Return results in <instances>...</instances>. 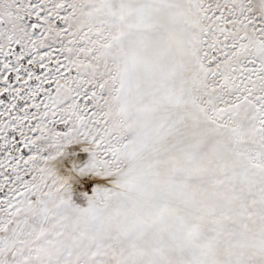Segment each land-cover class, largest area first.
Returning <instances> with one entry per match:
<instances>
[{
    "label": "rangeland",
    "instance_id": "obj_1",
    "mask_svg": "<svg viewBox=\"0 0 264 264\" xmlns=\"http://www.w3.org/2000/svg\"><path fill=\"white\" fill-rule=\"evenodd\" d=\"M0 264H264V0H0Z\"/></svg>",
    "mask_w": 264,
    "mask_h": 264
},
{
    "label": "bare ground",
    "instance_id": "obj_2",
    "mask_svg": "<svg viewBox=\"0 0 264 264\" xmlns=\"http://www.w3.org/2000/svg\"><path fill=\"white\" fill-rule=\"evenodd\" d=\"M124 12V11H123ZM124 14V13H123ZM127 14V13H126ZM125 14V15H126ZM124 16V15H123ZM176 59H178V58H176ZM182 59V58H181ZM180 59V60H181ZM175 62V61H174ZM183 62H184V60H183ZM177 66H181V64L179 65H177ZM181 68H182V66H181ZM177 69V68H176ZM179 70H181V69H179ZM183 70H185V72L186 73H189V71L190 70H188V72H187V70L186 69H183ZM178 72V71H177ZM183 76V75H182ZM177 79V78H176ZM180 81H181V79H180ZM183 86H185V85H183ZM194 86V85H193ZM196 86V85H195ZM180 87V86H179ZM186 87V86H185ZM180 88H182V87H180ZM180 88H179V90H180ZM188 88H192V86L190 85L189 87H186L184 90L186 91ZM180 91H183L182 89L180 90ZM179 91V92H180ZM190 91V90H189ZM188 92V91H187ZM181 93V92H180ZM188 96V95H187ZM184 105H185V107H187L188 109H189V111H190V114H192L193 112H195V111H198L197 109H196V107L194 106V104H193V102L190 100V98L189 99H185V101H184ZM176 112V111H175ZM178 112V111H177ZM195 119V118H194ZM193 122H194V120H193ZM190 125V124H189ZM191 126H193L192 125V123H191ZM198 126V125H197ZM86 159V155L85 154H80L79 155V157H78V163H82L84 160Z\"/></svg>",
    "mask_w": 264,
    "mask_h": 264
}]
</instances>
